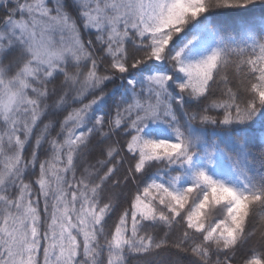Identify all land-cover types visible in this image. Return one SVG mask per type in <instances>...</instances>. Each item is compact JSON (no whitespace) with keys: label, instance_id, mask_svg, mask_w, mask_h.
Instances as JSON below:
<instances>
[{"label":"snow or ice","instance_id":"obj_1","mask_svg":"<svg viewBox=\"0 0 264 264\" xmlns=\"http://www.w3.org/2000/svg\"><path fill=\"white\" fill-rule=\"evenodd\" d=\"M0 264H264V0H0Z\"/></svg>","mask_w":264,"mask_h":264}]
</instances>
